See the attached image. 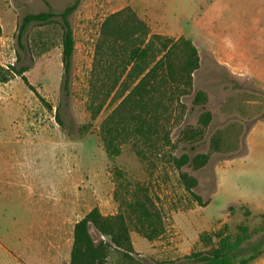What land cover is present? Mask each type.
Segmentation results:
<instances>
[{
    "label": "rangeland",
    "instance_id": "374dc122",
    "mask_svg": "<svg viewBox=\"0 0 264 264\" xmlns=\"http://www.w3.org/2000/svg\"><path fill=\"white\" fill-rule=\"evenodd\" d=\"M74 1L0 0V138L36 141L23 146L30 154L37 146L43 150L39 160L49 182L91 190L106 213L117 214L136 189L146 190L161 213L164 233L148 241L130 225L137 263L190 264L187 256L217 244L215 237L207 243V236L235 234L242 223L252 232L264 227V0H82L69 18L75 51L64 90L61 19L30 25L21 41L18 27L25 15L48 11L46 2L59 14ZM125 7L151 34L191 40L200 68L190 94L168 86L153 93L162 99L158 133L149 141L125 135L116 143L119 155L110 158L102 124L120 101H108L92 120L89 80L101 24ZM12 67L27 68L29 85ZM198 91L207 95L206 106L194 104ZM203 112L211 121L201 130ZM215 135L219 151L211 149ZM198 154L210 155L204 167L176 168L175 159ZM181 173L198 180L192 193ZM91 232L97 239L93 227ZM262 238L264 233L254 235L245 248ZM123 260L112 252L109 264ZM250 264H264V249Z\"/></svg>",
    "mask_w": 264,
    "mask_h": 264
},
{
    "label": "trees",
    "instance_id": "16d2710c",
    "mask_svg": "<svg viewBox=\"0 0 264 264\" xmlns=\"http://www.w3.org/2000/svg\"><path fill=\"white\" fill-rule=\"evenodd\" d=\"M81 1L75 0L59 14L53 12L46 2L48 11L25 15L18 27V40L21 41L30 25L49 24L55 18L61 19L64 30V90L68 88V75L75 51V38L69 18L79 8ZM1 35L0 26V37ZM199 68V52L191 40L151 34L149 25L131 7L122 8L107 16L101 24L95 46L89 80V109L92 111L91 119L95 120L108 101H120L111 117L102 124L108 156L114 158L119 155L120 149L116 143L125 135L132 134L149 141L150 137L157 134L158 109L162 99L155 98L153 93L161 94L162 88L168 86L182 96L190 94L193 75ZM15 70L16 76L29 85L24 76L27 68ZM8 80L6 76L2 82L6 83ZM193 102L198 106H206L207 95L198 91ZM210 121L211 114L203 112L199 119L201 130L207 128ZM220 143L219 136L215 135L211 140V149L219 151ZM209 159V154H198L193 158L183 155L175 159L174 163L179 170L190 163L195 169H200ZM180 180L188 192L192 193L198 186V180L187 173H181ZM193 197L199 204H203L199 196L193 194ZM130 225L148 241L157 239L164 233L161 213L146 190L136 189L115 215L104 216L96 207L80 220L74 227L70 264H109L112 252L121 254L123 264H140L133 257ZM91 227L96 230L97 239L93 237ZM262 233L264 227L252 232L242 223L235 234L220 231L207 236V243L211 245L215 237L217 244L207 252H194L187 259L190 264H250L262 254L264 238L248 249L245 245L254 235Z\"/></svg>",
    "mask_w": 264,
    "mask_h": 264
},
{
    "label": "crops",
    "instance_id": "0c3cea01",
    "mask_svg": "<svg viewBox=\"0 0 264 264\" xmlns=\"http://www.w3.org/2000/svg\"><path fill=\"white\" fill-rule=\"evenodd\" d=\"M35 142L0 138V264H70L74 227L98 207L91 190L49 182L43 150L23 146Z\"/></svg>",
    "mask_w": 264,
    "mask_h": 264
}]
</instances>
